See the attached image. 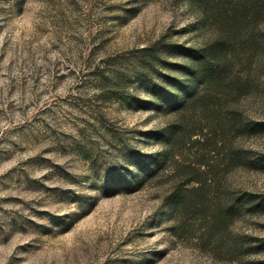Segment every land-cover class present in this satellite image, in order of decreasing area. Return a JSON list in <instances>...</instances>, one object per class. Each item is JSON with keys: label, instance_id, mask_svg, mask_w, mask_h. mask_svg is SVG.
I'll list each match as a JSON object with an SVG mask.
<instances>
[{"label": "rangeland", "instance_id": "rangeland-1", "mask_svg": "<svg viewBox=\"0 0 264 264\" xmlns=\"http://www.w3.org/2000/svg\"><path fill=\"white\" fill-rule=\"evenodd\" d=\"M205 8L198 0H0V264H264V213L245 209L207 234L199 215L168 208L170 161L128 186L179 120L210 135L230 117L231 154L264 151V17L231 34L227 92L181 109L146 87L181 76L186 57L170 46L213 40ZM251 33L258 49L246 43ZM181 147L176 160L188 161L200 146ZM225 175L229 195L213 202L264 192V170L231 162Z\"/></svg>", "mask_w": 264, "mask_h": 264}, {"label": "trees", "instance_id": "trees-1", "mask_svg": "<svg viewBox=\"0 0 264 264\" xmlns=\"http://www.w3.org/2000/svg\"><path fill=\"white\" fill-rule=\"evenodd\" d=\"M188 1L192 3L197 0ZM198 1L207 8L203 22L206 19L212 21L215 37L201 48L170 46V53H181L186 57L187 63L179 67L181 76H169L164 80V87L150 81L146 84L152 97L181 109L201 100L213 99L215 92L225 93L231 89V50L236 47L231 34L238 32L246 23L257 25L264 17V0H238L236 3L233 0ZM246 43L258 49L259 43L252 33ZM148 50L151 59L149 65L153 67L158 57L154 48ZM218 122L217 127L210 128V135L200 134L195 126H187L180 120L169 125L162 137L165 149L154 158L143 159L137 176L128 183V186H141L148 179L158 176L169 161L172 162L174 174L167 198L168 208L180 218L199 215L205 221L209 235L226 226L245 209L252 213H264V192H246L228 198L224 203L213 202L217 196L224 193L229 195L223 183L231 162L264 170V151L250 157L240 149L233 150L231 154V118ZM260 125L264 129V122ZM254 129L256 126H252ZM194 136L196 138L193 140ZM189 141L200 146L199 151L191 160H176L181 146ZM209 155L216 159L211 164L206 161ZM259 245L264 247V237Z\"/></svg>", "mask_w": 264, "mask_h": 264}]
</instances>
